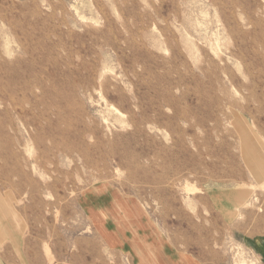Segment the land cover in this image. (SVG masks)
<instances>
[{
  "label": "rangeland",
  "instance_id": "374dc122",
  "mask_svg": "<svg viewBox=\"0 0 264 264\" xmlns=\"http://www.w3.org/2000/svg\"><path fill=\"white\" fill-rule=\"evenodd\" d=\"M262 160L264 0H0V217L29 264H136L155 234L264 264Z\"/></svg>",
  "mask_w": 264,
  "mask_h": 264
},
{
  "label": "crops",
  "instance_id": "0c3cea01",
  "mask_svg": "<svg viewBox=\"0 0 264 264\" xmlns=\"http://www.w3.org/2000/svg\"><path fill=\"white\" fill-rule=\"evenodd\" d=\"M100 214L103 216L102 212ZM128 218L126 228L115 226V229L119 230V233L121 232L120 235L125 231L132 232L131 235L137 233L136 229L129 228L130 225H135L137 221L132 217ZM10 220V217H0V264H29L28 245L21 240ZM155 237L153 240L157 243H145L144 249H134L133 253L135 254L133 256H135L136 264H209L207 261L200 262L192 256L179 253L170 246H162V241H164L162 236L155 234Z\"/></svg>",
  "mask_w": 264,
  "mask_h": 264
},
{
  "label": "bare ground",
  "instance_id": "6f19581e",
  "mask_svg": "<svg viewBox=\"0 0 264 264\" xmlns=\"http://www.w3.org/2000/svg\"><path fill=\"white\" fill-rule=\"evenodd\" d=\"M143 108H144V106H143ZM159 111V110H158ZM153 113V112H152ZM177 113V112H176ZM150 115V114H149ZM132 117V116H131ZM138 119V118H137ZM136 120V119H135ZM161 120V119H160ZM138 122V121H137ZM158 122V121H157ZM158 124V123H157ZM149 126H151L150 124H148ZM139 126V125H138ZM157 129V128H156ZM158 130V129H157ZM249 139V138H248ZM243 143V142H242ZM250 145H251V147H250V149H252V143H250ZM249 145V146H250ZM244 155V154H243ZM248 156V155H247ZM251 156V155H250ZM249 157V156H248ZM262 157V156H261ZM256 161H258V160H256ZM254 167V166H253ZM252 167V168H253ZM259 170L261 171V174H262V177H261V179H262V181L264 180V162H263V160H262V163L259 165ZM145 181V180H144ZM264 182V181H263ZM262 182V183H263ZM262 185H264V183L262 184ZM118 188V187H117ZM187 189H189V193L191 192L190 191V188H187ZM191 189H193V188H191ZM195 190V189H194ZM188 191V190H187ZM74 194V193H73ZM112 199V198H111ZM124 202V201H123ZM122 202V203H123ZM102 214H103V217H104V219L106 220V219H108V215L106 214V212L105 211H102ZM263 220H264V216H263ZM128 221V220H127ZM118 227V226H117ZM119 230H116V232H117V234L119 233L118 232ZM264 231V230H263ZM50 251V250H49Z\"/></svg>",
  "mask_w": 264,
  "mask_h": 264
}]
</instances>
